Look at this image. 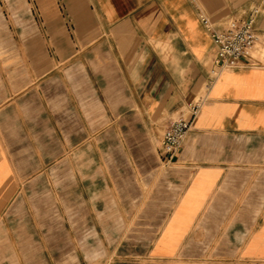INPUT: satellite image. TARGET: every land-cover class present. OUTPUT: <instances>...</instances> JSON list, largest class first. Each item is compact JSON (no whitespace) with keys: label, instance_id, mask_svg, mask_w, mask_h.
<instances>
[{"label":"crops","instance_id":"1","mask_svg":"<svg viewBox=\"0 0 264 264\" xmlns=\"http://www.w3.org/2000/svg\"><path fill=\"white\" fill-rule=\"evenodd\" d=\"M252 8L251 59L210 85L203 18ZM37 237L46 264H264V0H0V264H43Z\"/></svg>","mask_w":264,"mask_h":264},{"label":"built area","instance_id":"2","mask_svg":"<svg viewBox=\"0 0 264 264\" xmlns=\"http://www.w3.org/2000/svg\"><path fill=\"white\" fill-rule=\"evenodd\" d=\"M261 13L253 9L247 20L231 22L223 31H215L203 18L205 27L211 32L216 48L215 70L210 85L223 73L238 70L243 61L251 59V53L257 45L258 34L255 29L256 18ZM206 96H200L186 108L183 117L171 122L160 140L159 154L162 159L171 161L180 152L192 131L193 125L206 102Z\"/></svg>","mask_w":264,"mask_h":264},{"label":"rangeland","instance_id":"3","mask_svg":"<svg viewBox=\"0 0 264 264\" xmlns=\"http://www.w3.org/2000/svg\"><path fill=\"white\" fill-rule=\"evenodd\" d=\"M253 9H255V8H252L250 11H249V13H248V16H249V14H250V12L253 10ZM258 45V44H257ZM255 49V48H254ZM42 202H43V204H45V199L43 198L42 199ZM9 219H11V221H12V219H14L13 218V215L12 214H10L9 216H7ZM37 219H38V221H39V223H42V224H44V222H45V215L43 214V213H38V216H37ZM13 222V221H12ZM23 223V220L21 221V220H18V221H16L15 222V224H12V226L14 227L15 225H16V227L19 229L20 227H22L23 229H24V225L22 224ZM43 226V225H42ZM8 233H10L11 234V236L12 237H17L16 235H18V233L19 234H24V233H26V237L28 238V237H30V235H29V233H31L32 235H35V231L34 230H31V232L30 231H27V232H25L24 230H21V231H19V230H8V231H6L5 232V237L7 238V234ZM14 234V235H13ZM39 235H40V237H45V235H46V230L43 228L42 230H40L39 231V233H38ZM37 239H38V237H37ZM36 244H37V248H39V249H41V256H39V257H41V261L43 262V264H46V253H45V247L44 246H41V241L38 239V242H36ZM55 254H57V253H55ZM16 264H17V262H16Z\"/></svg>","mask_w":264,"mask_h":264}]
</instances>
